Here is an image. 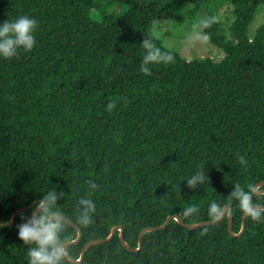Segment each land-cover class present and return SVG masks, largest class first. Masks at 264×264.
Listing matches in <instances>:
<instances>
[{
  "label": "trees",
  "instance_id": "trees-1",
  "mask_svg": "<svg viewBox=\"0 0 264 264\" xmlns=\"http://www.w3.org/2000/svg\"><path fill=\"white\" fill-rule=\"evenodd\" d=\"M213 3L233 9L230 39L218 34ZM262 6L264 0H0V23L22 15L37 21L33 49L0 59V222L54 193L61 219L81 232L67 247L75 260L114 227L137 249L139 233L169 216L186 225L212 221L219 217L213 202L231 208L238 234V193L252 194L264 182V25L247 36ZM187 19L222 56L189 61L152 38L155 22ZM153 49L172 59L143 62ZM81 200L95 205L89 225L80 223ZM252 200L264 207V195ZM188 207L197 212L185 215ZM33 209L0 226V264H27L16 226ZM118 236L88 248L79 264H264V211L259 221L247 217L238 238L228 233L227 213L193 231L171 220L146 233L137 253ZM60 237L74 241L77 231L62 220Z\"/></svg>",
  "mask_w": 264,
  "mask_h": 264
},
{
  "label": "clouds",
  "instance_id": "clouds-1",
  "mask_svg": "<svg viewBox=\"0 0 264 264\" xmlns=\"http://www.w3.org/2000/svg\"><path fill=\"white\" fill-rule=\"evenodd\" d=\"M36 27L37 21L34 18L23 15L14 20L0 23V59H10L18 54V50L31 51L36 43L33 35ZM144 47H149L147 41L144 42ZM171 59V56H161L158 49H153L143 57V62ZM142 71L147 73L149 70L144 67ZM112 107V104L107 105L108 110H111ZM197 179L203 180V176L193 177L187 183L195 184ZM238 196L240 210L252 220L259 221L264 210L255 206L252 194L249 191L241 190ZM55 201L54 193L48 192L36 204L32 212L26 218H22V222L16 226L17 239L27 246V264H65L69 256L68 249L60 237L62 219L55 209ZM80 203L86 206L80 223L89 225L92 219L89 213L94 212L95 205L90 200H81ZM210 208L217 215L224 211L215 202L210 205ZM196 212L195 207H188L184 214Z\"/></svg>",
  "mask_w": 264,
  "mask_h": 264
},
{
  "label": "rangeland",
  "instance_id": "rangeland-1",
  "mask_svg": "<svg viewBox=\"0 0 264 264\" xmlns=\"http://www.w3.org/2000/svg\"><path fill=\"white\" fill-rule=\"evenodd\" d=\"M216 8V9H215ZM219 21V36L224 39H230V28L235 22L232 7L227 4H211L209 11L214 12ZM122 12L123 9L114 7L110 11ZM207 11L203 10L201 17L206 16ZM264 25V6H262L252 23L247 28L248 38H253L256 30ZM152 38L158 41L167 50L178 54L186 60H197L210 57L217 60L221 51L212 45L208 38L201 32L199 26L194 24L193 20L187 19L183 23H174L172 21L155 22L151 28ZM220 56V57H221Z\"/></svg>",
  "mask_w": 264,
  "mask_h": 264
},
{
  "label": "water",
  "instance_id": "water-1",
  "mask_svg": "<svg viewBox=\"0 0 264 264\" xmlns=\"http://www.w3.org/2000/svg\"><path fill=\"white\" fill-rule=\"evenodd\" d=\"M264 187V182H260L258 183L257 185H255V187L253 188L252 190V195L255 197V196H260V195H264V190H260V188ZM36 202L31 204L29 207L27 208H23V209H18L17 211H15L12 215V219L9 223H4V222H0V226L2 227H10L14 224V221L16 219V217L19 215V214H22V213H25L31 209H33L35 206H36ZM258 208H260L261 210H264V207L263 206H257ZM224 211L222 212V214L219 215V217H217L216 219L212 220V221H207V222H202V223H198V224H195V225H186L183 223V221L178 217V216H169L165 222L159 226V227H149V228H145L143 229L139 235H138V247L137 249H132L130 248L124 241V234H123V230L121 227H114L112 229V231L110 232L109 236L104 238V239H97V240H93V241H90L88 243H86L82 249H81V252H80V256H79V259L78 260H75L73 259L71 256H68L67 257V260L72 263V264H79L82 262L83 260V257H84V254L85 252L87 251L88 248L92 247V246H95V245H101V244H105L109 241H111L113 239V237L115 236V234L117 232H119V241L122 245V247L131 252V253H137L140 251L141 249V246H142V237L146 234V233H149V232H157V231H161V230H164L167 228V226L169 225L170 221L171 220H175L180 226H182L183 228L187 229V230H190V231H193V230H196L198 228H202V227H206V226H212V225H215L217 223H219L220 221L223 220V218L225 217L226 213H227V229H228V233L229 235L232 237V238H238V237H241L245 231V228H246V219L248 216H246L245 214H243L242 216V220H241V228H240V231L238 234H234L232 232V215H231V208L229 207H224L223 208ZM62 220L70 227L74 228L76 231H77V238L74 240V241H71V242H68V243H65L66 247L68 246H71V245H76L80 239H81V232L80 230L70 221L62 218ZM95 220L98 222V218L96 217Z\"/></svg>",
  "mask_w": 264,
  "mask_h": 264
}]
</instances>
